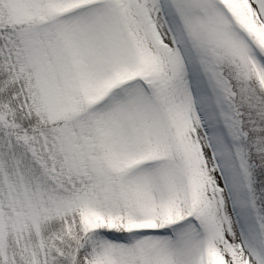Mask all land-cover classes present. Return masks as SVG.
Wrapping results in <instances>:
<instances>
[{
  "label": "snow or ice",
  "instance_id": "obj_1",
  "mask_svg": "<svg viewBox=\"0 0 264 264\" xmlns=\"http://www.w3.org/2000/svg\"><path fill=\"white\" fill-rule=\"evenodd\" d=\"M0 264H264V0H0Z\"/></svg>",
  "mask_w": 264,
  "mask_h": 264
}]
</instances>
